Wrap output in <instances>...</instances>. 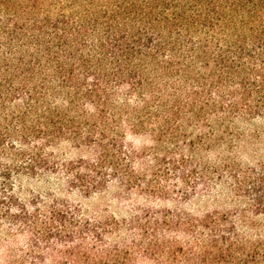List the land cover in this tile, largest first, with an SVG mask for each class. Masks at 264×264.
<instances>
[{
  "label": "trees",
  "instance_id": "trees-1",
  "mask_svg": "<svg viewBox=\"0 0 264 264\" xmlns=\"http://www.w3.org/2000/svg\"><path fill=\"white\" fill-rule=\"evenodd\" d=\"M256 119L264 0H0V230L27 235L18 264L46 253L68 260L55 264H132L58 193L23 195V177L54 176L84 195L117 181L160 197L168 171L180 198L227 185L246 207L236 218L143 211L132 224L148 245L171 260L179 241L165 233L180 232L179 264H264V240L236 228L264 211V162L244 166L237 154L240 125ZM127 135L154 144L139 151ZM61 142L93 157L61 159Z\"/></svg>",
  "mask_w": 264,
  "mask_h": 264
},
{
  "label": "rangeland",
  "instance_id": "rangeland-1",
  "mask_svg": "<svg viewBox=\"0 0 264 264\" xmlns=\"http://www.w3.org/2000/svg\"><path fill=\"white\" fill-rule=\"evenodd\" d=\"M240 130L244 133L237 151L240 162L244 166H253L261 161L264 162V120L256 119L250 123H244L240 125ZM126 143L139 151H147L154 144L146 135H127ZM53 151L57 157L69 161L79 158L87 160L93 157L88 148L76 147L70 142L57 144ZM197 172L190 174L189 186L193 185V181H197L196 177L199 175ZM167 173V189L160 197H149L136 190H127L117 181H111L100 191L89 195L68 189L62 180H56L54 176L23 177L18 183L23 195L32 192L58 193L78 209L90 223L104 227L106 236L103 241L110 250L112 249V252L119 253L121 262L131 259L132 264H163L173 260L174 264H179L182 262L179 255L186 250L185 244L188 236L180 232L165 233L166 237H175L179 241V244L174 247L176 249L174 256L176 257L165 260L160 256V248L147 244L152 239L148 232L133 229L132 221L136 215L143 211H148V214H151L154 212L172 213L181 210L199 217L208 213H218L226 218H236L237 213L246 207V200L236 195L227 185L215 187L213 184H209L210 189L199 186L190 197L180 198L179 187L181 185L174 182L175 173L172 171ZM247 214L249 216L247 224L236 225L238 232L250 239L264 240V211ZM70 240H66L67 243ZM27 241L28 237L25 234L10 235L5 230H0V264H18L20 257L29 260L30 251L26 249ZM45 255L42 264L68 261L60 257L53 258L49 253Z\"/></svg>",
  "mask_w": 264,
  "mask_h": 264
}]
</instances>
